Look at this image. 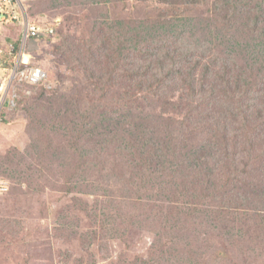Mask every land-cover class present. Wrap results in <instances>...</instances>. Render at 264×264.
<instances>
[{"label":"rangeland","instance_id":"rangeland-1","mask_svg":"<svg viewBox=\"0 0 264 264\" xmlns=\"http://www.w3.org/2000/svg\"><path fill=\"white\" fill-rule=\"evenodd\" d=\"M139 2L127 0L112 5L111 0H34L31 16L39 20L48 17L57 30L55 39L43 40L39 45L22 41L21 24L7 28L0 23V88L6 82L1 70L22 55L48 73L45 85L33 87L8 81L0 90V185L10 190L8 199V191L0 189V245L10 240L6 229L17 221L21 227L40 229L37 238L43 253L24 246L37 263L42 261L36 257L47 258L49 264H264V223L255 222L262 230L250 221L236 223L238 227L233 230L234 220L216 201L210 182L206 183L208 193L202 200L203 187L196 181L187 187L182 180L181 161L198 163L194 155L203 150L199 131L207 101L210 105V93L205 92L200 99L198 94L186 97L171 90L166 103L176 113H163L168 120L165 129L156 107L158 95L148 102L149 109L143 104L147 89L137 90L150 80L142 76L145 64H138L139 72L127 66L129 61L138 62L137 42L143 32V37L149 38L145 34L149 33L159 42L162 38L170 40L175 44L171 52L182 60L194 59L201 42L204 47L207 43L204 56L219 59L221 65H228L233 58L247 72L244 83L236 80L249 89V95L239 99L238 106L255 102L264 129L261 2L244 0L243 14L231 23L233 27L221 30L225 25H215L210 32L213 37L208 35V23L201 19L212 10L210 1L193 10L195 25L188 21L180 32L176 25L169 29L163 25L169 23L165 14L162 25L154 23L156 16L146 15L145 9H154L156 4L137 5ZM256 8L261 16L256 15ZM235 14L231 12V16ZM179 39L180 43L184 39L182 48L176 42ZM249 67L261 72L259 77H250ZM127 74L131 77L126 78ZM101 79L105 83L103 91L97 86ZM113 115H122L127 126L146 124L152 137L160 141L168 140L173 127V141L168 148H175V157L183 168L175 174L176 166L165 167V159L172 155L168 152L163 159L160 151L150 145V138L140 137L133 128L137 139L131 148L125 135L129 130L124 125L123 133L114 139L109 137L96 153L90 152L95 139L86 135L101 126L110 127L108 120ZM184 115H190L192 122H185ZM54 128L61 135L53 134ZM146 146L150 148L149 161ZM86 158H93L98 169L79 170V162ZM99 169L104 171L102 177L107 184L113 185L114 196L105 194L96 182ZM36 197L40 202L29 217L26 208ZM197 202L214 220L209 222L204 214L197 218ZM258 214L264 217V202L254 219ZM200 222L213 227L203 228ZM217 233L227 238L204 236ZM198 234L200 240H196ZM7 253L0 248V264H4Z\"/></svg>","mask_w":264,"mask_h":264},{"label":"trees","instance_id":"trees-1","mask_svg":"<svg viewBox=\"0 0 264 264\" xmlns=\"http://www.w3.org/2000/svg\"><path fill=\"white\" fill-rule=\"evenodd\" d=\"M111 1L113 2L112 5H115L126 2L127 0ZM137 1H140L137 5L150 2L156 4L158 7H155L154 9H150L149 6L145 9L146 15L156 16L157 20H155L154 23L162 25L163 14H165V16L169 17V23L166 21L163 25L167 26V29H169V27L173 28L172 25H176L175 28L178 32L184 28V24H187L188 21L191 26H194V19L191 16L193 10L196 7L204 6L207 1H210L212 4L211 12L208 16L203 14L204 17L201 18L204 22L208 23V35L210 37H213L210 32L213 33L211 29H213L212 27L215 25L217 27L225 25L221 30L227 29L230 25L233 27L234 24L231 23H235L234 20L239 17V15L243 14L244 5V0ZM259 1L264 9L263 1ZM33 2L34 0L26 2L25 8L29 18L35 21L38 16H31L34 14L32 7L34 6ZM137 8H140V6H137ZM231 12L236 13L235 16H231ZM255 12L257 16H261L258 8L255 9ZM143 34L144 32L140 34V40L137 42V46L139 47L136 52L138 62L134 64L135 61H129L127 66H130V69H133L135 72H139L140 65L138 64H145L144 74L142 76L145 75L146 80L150 77V80L147 81L149 83H147L146 86H139L137 90L142 92V87L147 89L143 95V104L149 109L150 104H148V102L150 103L157 99L156 107L161 111V122L162 124L165 122V129L168 122L164 117L165 112L176 113L175 109H171L170 103H166L167 96H169L171 90L172 93L179 91L186 97H191V93L194 95L198 94L200 99L203 98L205 92L210 93V105L208 107V101L206 100L207 104L205 109L207 112L204 115L201 130L199 131L203 136V150L200 155L198 153H195L194 155V157L199 160L198 163L187 164L185 160L181 161V163L184 162L182 180H184L187 187H190L192 181L198 182L205 191V194L201 195L200 199L202 200H205L208 193V186L206 183L210 182L212 186H214L216 201L224 206L225 213H229L235 222H233V230H236L238 227L236 223L244 224L249 221L254 223L260 221L261 223H264V217H262L261 214H258L256 219H254V213L258 212L259 206L264 202V129H261L260 127L262 124L260 116L261 111L254 107L256 104L255 102L253 103V101L238 106L239 99L249 95V89L244 87L241 83L236 82V80L244 83V78L248 76L247 72L240 69L237 64L233 62V55L231 56L232 59L228 62V65L226 63L221 65L219 59L210 56L207 57L206 55L204 56L203 54L205 53L206 47H208L207 43L206 47H204L201 42L199 49H197L198 53L194 59L182 60L176 55V52H171L170 49L175 44H171L170 40L162 38L159 42L158 39L151 36L149 33H145L150 36L149 38L147 36L143 37ZM215 35L217 34L215 33ZM180 41L181 39L176 42L180 48H182L185 46V42L184 39L181 43ZM40 42L41 41L39 40L30 39L28 43L38 44ZM242 49L243 48L238 50L239 55ZM168 52H171L172 54H169ZM109 57L111 58V55H109ZM15 63L11 62L8 67H3L1 70L6 82H10ZM33 63L34 62L31 63L32 66H38ZM249 73L250 77H259L261 72L249 67ZM125 76H128L126 78L131 77L130 74ZM1 79H3V77H1ZM6 82H4L2 85L3 87H1L0 90L4 88ZM97 86L103 91L105 87L103 79L97 83ZM161 90L162 92H160ZM165 90H168V92ZM158 93H162V95H159ZM157 95L158 97H156ZM183 118L185 122H192L190 115H184ZM108 122L110 127L101 126V128L95 130L94 133L89 132L86 135L87 138L95 139L90 152L96 153L100 145L104 146L108 143L107 139L109 137L114 139L119 132L123 133L124 125L129 130L125 135L130 140L129 145L131 148H133L132 143L137 139V136L131 129L133 128L140 133V137L146 135L150 138V145L152 144L155 149L160 151L163 159L166 158L167 153L169 152L172 157L165 159L164 166L170 167L174 165L176 166L174 169L177 170L175 174L179 172L178 168L182 167V164H180L175 157L176 150L173 147L168 148L173 141V138L170 136L173 127L170 128L168 140L160 141L156 140L154 136L152 137V132L148 129L146 124L139 122V124L136 123L131 126L125 125L122 115H116V117L113 115V118H110ZM53 134L61 135L57 129H55ZM230 147H232V150ZM149 152L150 148L146 146L145 155L147 156L146 159L148 161L151 159ZM79 164L78 169L81 171L85 168H90L88 169L90 171L98 169L93 164V158H86V160L80 161ZM102 173H104L103 170L99 169L97 171V176H95L97 179L96 182L99 184V187L103 189L105 194L110 193L114 196L115 192L112 188L113 185L107 184L102 177ZM0 180H2V178H0ZM35 190L37 191L36 196H38V189ZM9 193L10 190L8 191L7 196ZM116 193H118V191H116ZM7 198L10 199V196ZM39 202L40 200L37 197L30 202V205L26 208L29 217L31 216L30 211L36 207ZM194 210L199 212L197 218L204 214L209 219V222L214 220V216L207 215L205 210L201 208L199 202L194 205ZM29 222H26L25 225H29ZM31 222L36 223V221ZM36 224L39 225L38 221ZM256 225L262 230L260 225ZM10 226V228L6 229L7 233H5L6 235H9L10 240H38L37 235L40 232L38 226H35L36 228L32 229L26 226L21 227L17 221L11 222ZM200 226H203V228L207 226L213 227L211 223L209 225L205 222H200ZM221 227L222 224H219L217 228L220 229ZM1 229L5 231L4 227ZM2 234L4 235V233ZM208 235L209 234H204L205 237L214 240H224L227 238L226 235L218 233ZM200 236L201 235L198 234L196 240H200Z\"/></svg>","mask_w":264,"mask_h":264},{"label":"built area","instance_id":"built-area-1","mask_svg":"<svg viewBox=\"0 0 264 264\" xmlns=\"http://www.w3.org/2000/svg\"><path fill=\"white\" fill-rule=\"evenodd\" d=\"M29 1L33 0H0V23L4 26L21 24L23 42L30 39L41 42L52 41L56 38V26L48 20V17L33 22L25 8V3ZM31 63L32 61L27 62L25 55H22V58L15 63L10 83L45 85L48 82V73L39 66H32Z\"/></svg>","mask_w":264,"mask_h":264},{"label":"crops","instance_id":"crops-1","mask_svg":"<svg viewBox=\"0 0 264 264\" xmlns=\"http://www.w3.org/2000/svg\"><path fill=\"white\" fill-rule=\"evenodd\" d=\"M33 242L35 243L34 246H32ZM21 246H29L28 249L35 248V250L43 253V247L39 240H6V242L0 245V248L4 249V251L10 252V254H5L4 264H49V260L44 257H36L42 261L41 263H37L34 258H30V254L27 252L28 249L25 247V249H22Z\"/></svg>","mask_w":264,"mask_h":264},{"label":"clouds","instance_id":"clouds-1","mask_svg":"<svg viewBox=\"0 0 264 264\" xmlns=\"http://www.w3.org/2000/svg\"><path fill=\"white\" fill-rule=\"evenodd\" d=\"M8 26H11V25H8ZM2 27H7V26H2ZM21 35H20V37H22V29H21ZM25 58H26V55H25ZM32 61V60H31ZM0 189L1 190H3L4 192H6L7 191V186H2V185H0Z\"/></svg>","mask_w":264,"mask_h":264}]
</instances>
